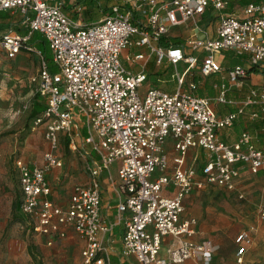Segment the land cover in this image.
Returning <instances> with one entry per match:
<instances>
[{
	"label": "built area",
	"instance_id": "2783aa9c",
	"mask_svg": "<svg viewBox=\"0 0 264 264\" xmlns=\"http://www.w3.org/2000/svg\"><path fill=\"white\" fill-rule=\"evenodd\" d=\"M230 7L232 0H116L102 19L84 24L65 12L63 0H0V13L20 15L26 28L24 34L10 30L0 38L7 57L14 59L22 51L40 56L33 82L45 110L33 120V131L44 127L49 151L42 165L16 161L20 209L32 233L53 242L66 239L71 226L84 242V264H113L103 242L113 226L101 217V176L117 164V179H109L120 194L116 209L125 226L123 258L134 256L139 264L191 259L212 264L216 247L211 242L186 240L197 234L199 224L184 217L186 198L211 186L244 199L238 190L242 168L264 175V87L249 84L253 72L264 73V0L242 6L240 13L228 12ZM206 14L215 18V36L200 25ZM191 21L194 27L182 46L164 45V39L175 38L173 31ZM35 33L49 43L56 72L41 51L28 45ZM223 52L243 57L244 64L225 70ZM151 60L157 67H174L175 90L152 85L140 93ZM214 75L220 84L213 101L197 90ZM233 91L244 98H230ZM213 102L236 109L220 115ZM243 119L259 123L261 135L246 130L235 143L223 141L221 133ZM169 138L176 153L172 170ZM62 142L85 159L92 177L91 184L76 187L66 207L52 200L48 181L49 173L64 165L57 153ZM190 149L204 152L199 169L187 166ZM170 187L175 191L167 196ZM170 236L175 242L162 258ZM237 243L236 260L243 264L251 239L243 233Z\"/></svg>",
	"mask_w": 264,
	"mask_h": 264
},
{
	"label": "rangeland",
	"instance_id": "374dc122",
	"mask_svg": "<svg viewBox=\"0 0 264 264\" xmlns=\"http://www.w3.org/2000/svg\"><path fill=\"white\" fill-rule=\"evenodd\" d=\"M241 8L243 7L235 4L228 9V12H238ZM98 10V13L101 10L104 12L105 7ZM6 14L9 16L8 21L10 20L13 23L14 32L24 34L26 28L20 24V15ZM71 15L83 20L82 11L76 10ZM83 23L86 24L84 21ZM194 23L191 21L186 27L173 31L174 36L172 37L186 40L192 32ZM215 27V24H213L207 29L211 35H214ZM5 51L0 46V176H3L6 181L4 183L5 194L9 197L8 200L11 201V232L5 231L2 236V230H0V238L22 240L29 243L38 242V240L44 242L43 238L40 239L28 232V220L22 215L20 206L13 211L14 203L20 205V191L15 162L22 158L31 163H40L43 155L49 149V144L45 139L46 136L40 131L33 132V118L31 116L38 95L37 85L33 82V78L36 77L40 69V56L38 52L28 53L27 51L19 54L14 59H9ZM223 57L224 68L244 64L243 57L235 56L231 52H223ZM45 60L50 71L56 72L57 67L54 63L52 50L45 53ZM148 70L150 71L149 79L140 89L142 95L152 85L165 87V89L172 91L175 90V81L171 79L172 74L175 73L173 66L165 64L157 67L152 63L149 65ZM183 70L184 66L181 64L179 72ZM160 78L165 83H159L158 79ZM204 82L208 85L220 84L219 76L214 75L205 78ZM170 84H172L171 88H169ZM249 84L254 87H264V73L257 74L253 72ZM220 106L222 105L218 104V108ZM223 106L234 108L232 105ZM252 127L254 128V125ZM260 127L258 125L255 130L261 135ZM168 142L172 143L173 140L169 138ZM60 148L59 155L63 158L64 165L61 168L54 169L55 171L49 176L53 187L52 191L57 201L67 199L71 189L76 184H80L79 181L82 176H89L85 159L80 154L69 151L65 142L61 143ZM189 157L188 165L197 169L205 159L196 150H191ZM196 157L197 160H195ZM173 158L172 155L171 159ZM116 169L117 166H115ZM241 185L244 191V199H240L237 192L211 186L203 190L196 189L191 193L193 200H198L203 212L202 219L199 218V222L200 220H208V223L217 229L212 236L222 240L228 253L233 252L234 248L237 251L241 246L240 243H237V239L241 234L247 233L251 238V232H255L256 220L262 219L264 222V178L245 174ZM262 230V228L259 230L260 235L254 237L259 242H262L263 239L261 235L264 232ZM76 249L77 251H75ZM80 252L81 248L74 247L67 249V251L63 250L61 255L53 253V255L47 256L35 252L34 254L31 253V256L34 262L39 264H83L81 259L78 263L76 262L77 254H80ZM228 261L226 259L225 263L228 264ZM255 264H264V262H256Z\"/></svg>",
	"mask_w": 264,
	"mask_h": 264
},
{
	"label": "crops",
	"instance_id": "0c3cea01",
	"mask_svg": "<svg viewBox=\"0 0 264 264\" xmlns=\"http://www.w3.org/2000/svg\"><path fill=\"white\" fill-rule=\"evenodd\" d=\"M236 1L237 0H235V1L232 0V5H233V3H235L237 6L242 7V5H240ZM63 2H64L65 12L72 14L76 10L82 11L83 20L82 19L81 20L84 21L86 24H91V23H95V22L99 21L100 19H102L107 14L110 6L112 4H115L116 0H63ZM95 3H98V4H95ZM102 7H105L104 12H102V10H101V12L98 13L99 12L98 9H100ZM89 9L92 12L91 15L93 14L94 16L88 15ZM240 12L241 11L239 10L236 13H240ZM3 13H5V12H3ZM10 30H13V23L10 25ZM1 35H3V34H0V36ZM213 36H215V34ZM133 51L138 52L136 49H134ZM24 52L25 51H22L21 53H24ZM6 55H7V53H6ZM22 56H24V55H22ZM220 57H221V61H223V58H224L223 54H221ZM224 61H225V59H224ZM152 63L155 64V61L151 60L148 63V69H149V65ZM39 68H40V66H39ZM224 69L227 70L228 67H226ZM149 74H150V71H149ZM215 76H219V75H215ZM204 81H205V79L201 81V85L199 86V89L197 90V94L199 96H202V97H208L214 101V99L218 96V90L216 89V85H218V84L214 83L213 85H211V84L208 85ZM219 81H220V76H219ZM171 87H172V84H170L169 88H171ZM161 89H165V87L161 88ZM166 90L172 91L170 89H166ZM229 97L230 98H236V99L240 100V99L244 98V93H242L241 91H233V92L229 93ZM213 105H214V108L216 109V111L220 115L228 114V112L229 113L233 112L236 109L235 107L234 108L233 107L228 108V107L223 106V105L218 108V104L215 102H213ZM253 125H254V128L252 127ZM258 125H260V124L259 123H253V122L249 121L248 119L240 120L239 122L236 123V126H234L233 128L224 130L221 133V139L223 141H226V143L228 142L229 144L235 143V141L239 138V136L241 135V133L243 131L248 130L251 132H257V130H255V129L257 128ZM37 131L38 132L40 131L44 135V127H40L36 131H33V132H37ZM168 143L166 146V152H167V154L169 156V160H170V170H172V168L174 166L173 160L175 158L176 153L173 149L172 143H170V142H168ZM168 145L170 146V149H169ZM60 149L61 148H59V150L57 151L58 154H59ZM191 150H196V149H190V151ZM48 151H49V149L46 152H48ZM190 151H189V153H190ZM196 151H199L201 153V155L203 157H205L204 152L202 150H196ZM189 153H188V158H187V166H189L188 165V161L190 158ZM172 155L174 157L173 159H171ZM18 160H22L23 162L30 164V165H42L43 164V158H42V161L40 163H31V162H29L25 159H22V158H20ZM195 160H197V157L195 158ZM202 164L203 163H201V166H202ZM115 166H117V168H118V165L114 164L111 167L110 172H106L101 176V188H102L101 189V195H102V205H103L101 208V217H102L103 222L113 226V230L110 233H108L107 236L105 235V237H103V239H104L103 242H104V246L107 249V252H108L113 264H139L138 261L136 260V257L130 256V258L125 259L121 255V253H122V242L124 241L123 238H124V233H125V226H124V223H119V216H118L117 209H116V206L120 200V194L118 192L119 189H117L116 185L113 184L109 179L110 176L114 179H117V173L118 172H117V169L115 170ZM15 169H16V162H15ZM17 170L18 169H16V172H17L18 183H19V175H18ZM53 171H55V170L53 169ZM53 171H51L48 175V181H49L51 188H53V187L51 185L49 176L53 173ZM245 174H249L251 176H254V175L250 174L247 169L242 168V177H241V180L239 183V189L238 190L243 194H244V191H243L241 184L243 182V177L245 176ZM257 176H260V177L262 176L264 178L263 174L257 175ZM5 182L6 181H5L4 177L0 176V230H2V236H3V233L5 231L11 232V201L8 200L9 197L7 196V194H5V190H6L5 185H4ZM79 182H80V184H76L74 186V188L71 189V192H70L67 199H61L58 201L55 200V197H54V194L52 191V200L58 206L66 207L67 205H69L68 203L70 201V197L74 193L76 187L87 186V185L91 184L92 177H91L90 173H89V176H82V178L80 179ZM19 191H20V206H21L22 192H21L20 184H19ZM174 191L175 190H173V188L170 187L169 189L166 190L165 195L172 196L174 194ZM5 196H6V198H5ZM193 199L194 198H193V196H191V194L186 198L185 208H187V209L184 213V217L185 218H191V219L196 218V219H198V222H199V218L202 219L201 217L203 216V212H202V209L198 203V200L194 201ZM20 211H21V209H20ZM22 215H24V214L22 213ZM26 219H27V217H26ZM254 227H256L255 232L254 233L251 232V238H250L251 244L248 245L247 252L245 254V260H244L245 264H255L256 262H261V261L264 262V234L261 235L263 238L262 242H259L258 240H256L257 238L256 239L254 238L255 236L260 235L259 230L261 228L263 229L262 231L264 232V222L262 221V219L256 220V224L254 225ZM27 228H28L29 233H31L35 237H39L40 239L43 238L44 242L38 240V242L29 243L27 241H22V240H11V239H5V238L1 239L0 238V264H39V263H35L32 256H31L35 252H37L38 254L40 253V254L47 255V256L53 255V253H58L59 255H61L63 250L67 251V249L74 248V247L81 248L80 254L79 253L77 254L76 262L78 263L79 259H81L82 263L84 264L83 257H82V251L84 249V242L77 235V233L75 232L73 227H71V226L66 227V231H67L66 239H56L55 238V240L53 242H50L51 239L47 236L35 235L34 233H32L29 223H28ZM216 230L217 229H215L213 226H211L208 223V220H200L198 227H197V234L194 237L186 239V240L191 241V242H196V243H201L204 241L211 242L216 247V251H215L214 256H213L214 257V263L213 264H226L225 263L226 259L229 260L228 264H238L237 260H236V254H237L236 249L234 248L233 252H231V253L226 252V249L224 247V243L222 242V240L217 238V237L215 238L212 236V234ZM252 236H253V238H252ZM164 241L165 242L163 243V248H162L161 253H160V256L162 258L167 257V252H166L167 248L170 247L173 244V242H175V239L170 236V237L165 238ZM17 245H18V249H17ZM75 251H77V249ZM183 264H202V262H201V259H191V260H187Z\"/></svg>",
	"mask_w": 264,
	"mask_h": 264
},
{
	"label": "trees",
	"instance_id": "16d2710c",
	"mask_svg": "<svg viewBox=\"0 0 264 264\" xmlns=\"http://www.w3.org/2000/svg\"><path fill=\"white\" fill-rule=\"evenodd\" d=\"M235 1V0H234ZM254 0H237L236 2L239 3L240 5H247L251 2H253ZM258 1V0H255ZM98 4V3H95ZM233 5H235V3H233ZM67 13V12H66ZM91 10H88V15H91ZM69 16H71L72 18H75V16L67 13ZM8 15L6 13H1L0 14V34H7V32L10 31V25L12 24V22L9 20L8 21ZM77 19V18H76ZM215 21V18L212 17L209 14H206L200 25L207 30L210 26H212ZM1 35L0 38L3 36ZM164 45L166 47H175V46H182L185 43L184 39H180V38H174V39H169L166 40L164 39ZM28 45L32 48H35L37 51H41V54L43 55V57L45 58V53L51 50L49 43L47 42V40L45 39V37L43 36V34L40 33H35V35L32 36V38L30 39V41L28 42ZM45 110V104L42 101V99L40 98L39 95L36 96V100L34 102V107L31 113V116L33 118V120L40 116L42 114V112ZM20 205H17V203L13 204V210L15 211Z\"/></svg>",
	"mask_w": 264,
	"mask_h": 264
}]
</instances>
